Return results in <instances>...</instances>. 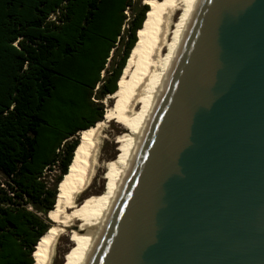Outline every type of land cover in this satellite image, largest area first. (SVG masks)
Listing matches in <instances>:
<instances>
[{
    "label": "water",
    "instance_id": "water-1",
    "mask_svg": "<svg viewBox=\"0 0 264 264\" xmlns=\"http://www.w3.org/2000/svg\"><path fill=\"white\" fill-rule=\"evenodd\" d=\"M89 264H264V0L201 1Z\"/></svg>",
    "mask_w": 264,
    "mask_h": 264
},
{
    "label": "trees",
    "instance_id": "trees-1",
    "mask_svg": "<svg viewBox=\"0 0 264 264\" xmlns=\"http://www.w3.org/2000/svg\"><path fill=\"white\" fill-rule=\"evenodd\" d=\"M147 10L140 0H0V264H33L78 132L104 120Z\"/></svg>",
    "mask_w": 264,
    "mask_h": 264
},
{
    "label": "bare ground",
    "instance_id": "bare-ground-1",
    "mask_svg": "<svg viewBox=\"0 0 264 264\" xmlns=\"http://www.w3.org/2000/svg\"><path fill=\"white\" fill-rule=\"evenodd\" d=\"M201 1L143 0L148 10L117 88L108 95L113 104L106 105L104 120L78 132L79 142L53 210L54 221L37 242L33 264L49 263L54 243L60 236L74 240L73 246L70 244L72 247L62 255L61 264L90 263L157 112ZM112 120H116L123 131L115 138V157L101 163L100 144L107 137L102 127ZM99 167H103L106 175L104 188L101 191L90 189L86 194Z\"/></svg>",
    "mask_w": 264,
    "mask_h": 264
},
{
    "label": "rangeland",
    "instance_id": "rangeland-1",
    "mask_svg": "<svg viewBox=\"0 0 264 264\" xmlns=\"http://www.w3.org/2000/svg\"><path fill=\"white\" fill-rule=\"evenodd\" d=\"M157 1L159 3H161L164 0L161 1V2H160V0H157ZM140 4H143V0H140ZM125 15L128 18H126V20L124 21V23H123V25L121 27V29L122 30L124 29V31H126L128 29V25H129V22H130L129 18L132 17V15L130 14L129 10H127L125 12ZM52 17L53 16L51 15L50 19ZM124 36H125V34H124ZM117 46H118V51L116 52V55H115V62H117V60L119 59V57L121 55V50H122V45L121 44H118ZM105 67H108V69L110 68L109 64H106ZM133 72H134V76H135V68H134ZM105 99L102 101L105 107L108 104H111V105L113 104V102H110L111 99L108 98V95L105 97ZM122 131H123L122 126L116 120H112L111 122H107L102 127V132L104 134H106L107 137L103 138L102 142L100 144V162L101 163L103 161L107 160V159H111V158L115 157L116 152H117V151H115L116 150L115 149L116 148L115 138H116V135L119 134ZM58 173H59V170H58V165L57 164L55 166H53L50 170H46L44 172V179H45V181L47 182L48 185H51V183L55 179L56 175H58ZM101 176H104L102 180H101ZM105 176L106 175H105V171H103V167L97 168L96 169V174L93 177L92 184L88 188L89 190L86 191L85 193L88 194L91 191L90 189H95V188H99V191L103 190ZM98 177H99V179H98ZM46 217H47V215H46ZM48 217H49V214H48ZM50 222H51V218H50ZM73 241L74 240H67L66 236L58 237V239L54 243V246H53V249H52V253H51V258H50L48 264H59V263L61 264L62 262H60V261H61L62 255L64 254V252L68 251L73 246ZM70 244L72 246H70Z\"/></svg>",
    "mask_w": 264,
    "mask_h": 264
}]
</instances>
